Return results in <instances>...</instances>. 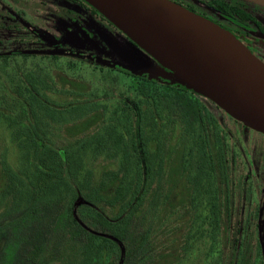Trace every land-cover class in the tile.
<instances>
[{
    "label": "rangeland",
    "instance_id": "1",
    "mask_svg": "<svg viewBox=\"0 0 264 264\" xmlns=\"http://www.w3.org/2000/svg\"><path fill=\"white\" fill-rule=\"evenodd\" d=\"M142 53L139 50L129 52L134 58L141 57ZM0 63L4 68L17 67L18 71L36 73L37 76L30 79L36 81L43 93V102L34 114L35 121L24 119L22 122L25 126L21 128L19 122L10 120L8 115L0 110L1 163L14 171L16 178L20 180L19 184L15 182L16 179L14 182H8L4 190L0 191V228L3 229L0 237H5V240L0 238V264L28 262L27 253L33 244L39 243L41 238L54 236L58 239L61 236L70 211L86 230L110 237L112 225L100 224L94 214L93 204L99 200L95 196L92 167L97 165L98 169L101 168V176L110 172L121 176L123 186L119 197L125 202L130 194L132 182L128 178L134 172V162L130 145L131 133L127 128L131 112L126 109L120 96H128L139 103L144 115L143 120L151 129L148 132L151 139L146 145L149 165L145 192L138 206L143 209L138 214V218L142 219L141 225L134 224L135 217L130 220V224L135 225L134 232L129 231L130 235L133 236L135 244L138 243V260L135 262L153 264L146 241L160 236V232L165 228L163 221L166 217L153 219L150 213L164 186L161 167L165 161V151L179 142L183 164L191 183L189 188L192 189L193 203L189 211L192 215L188 233L189 246L178 264H225L226 254L220 244L221 229L217 204L222 201L221 191L228 192L231 188L225 180L229 175L232 176L231 166H236L229 158L223 161L222 152L218 150L216 126L224 123L225 118H219L220 112L218 113L213 105L206 103L201 95L191 91L145 81L131 71L134 76L102 66L97 68L85 60L64 55L55 58L50 55L9 56L5 62L0 59ZM1 68L3 66H0ZM59 74L78 78L85 83L87 89L79 96L73 91L60 89L58 84L51 81L58 80ZM153 89L156 91H152ZM148 94L153 96L151 103L146 101ZM67 101L71 104L62 107ZM94 108L102 111L101 122L94 129L103 138L95 146L81 150L72 145L65 160L61 159L57 147L67 142L61 132L62 123ZM123 110L126 112H122ZM151 115L156 119L152 124ZM209 133L212 143L207 139ZM35 139L40 142L39 147ZM123 149H128V157H125ZM210 149L220 155L219 160H213ZM239 159L236 156L232 160L238 163ZM219 165H222L221 170L225 171L220 176L217 175ZM19 186L28 192L27 201L33 204L39 215L40 223L33 230L25 219L20 218L21 209L24 207L22 203L26 201V197L22 196L17 205L21 208L14 207L13 195L18 197V193L14 191ZM77 199L81 201L75 202ZM100 206L107 213H111L107 206ZM173 214L189 215L184 209ZM119 227L121 226L118 224ZM144 237L146 240H143ZM120 252L123 255L122 247ZM144 252L146 258L143 257Z\"/></svg>",
    "mask_w": 264,
    "mask_h": 264
},
{
    "label": "trees",
    "instance_id": "2",
    "mask_svg": "<svg viewBox=\"0 0 264 264\" xmlns=\"http://www.w3.org/2000/svg\"><path fill=\"white\" fill-rule=\"evenodd\" d=\"M236 10V8H232ZM232 33V32H231ZM57 55H52L55 58ZM5 62L6 57H1ZM4 68V65L0 63ZM1 68L0 75V110L5 115H8L10 120L19 122L20 128L25 126L22 122L24 119H31L35 121L36 111L42 100V91L36 84L32 77L37 76L33 71H18L19 68ZM48 68L51 70L50 66ZM31 73V74H30ZM125 74L135 75L124 72ZM43 75V74H42ZM44 76V75H43ZM139 79L163 84V86L176 87L187 90L179 82H166L148 78L143 75H136ZM44 77L49 78L47 75ZM43 77V78H44ZM58 80H51L53 83L58 84L60 89L75 92L76 96L82 95L85 91V83L81 82L78 78L66 74H59ZM152 91H156L153 89ZM151 91V92H152ZM193 93V90L189 89ZM45 94V93H44ZM198 94V93H196ZM159 95V94H158ZM200 95V94H198ZM41 96V97H40ZM44 96V95H43ZM146 96V95H145ZM206 103L213 104L209 99L202 96ZM121 101L125 104L126 109L131 112V120L127 128L130 131V145L133 151L132 159L134 162V172L129 176L132 185L130 187V194L125 202L119 197L120 190L123 186L121 176L116 173H109L108 175L101 176V168L98 169L95 165L92 167L93 186L95 196L99 202L93 204L95 207L94 214L96 219L102 225L110 226V237L104 234H95L86 230L81 225V222L73 216L70 211V217L66 220L61 236L55 239L54 236L41 238L37 244H33L28 253V262L22 264H138V243L134 242L133 236L130 235V230L134 232V226L141 225L142 219L138 218V214L143 209L139 208L142 201L143 193L145 192L146 174L149 165V153L146 150V145L150 141V128L143 120L144 115L139 103L128 96H120ZM153 96L148 94L146 101L151 103ZM71 103L69 101L62 104V107H68ZM61 105V103H60ZM152 109V108H151ZM117 108L114 109L116 111ZM126 112V111H122ZM116 113V112H115ZM102 111L98 108L90 109L84 114H79L75 119L62 123L61 132L66 137V143L57 147V153L61 159L65 160L69 149L73 146L81 150L88 146H95L103 136L94 129L98 123L101 122ZM150 123L156 119L153 115L150 116ZM218 122L217 120H215ZM147 126V131H146ZM145 127V128H144ZM154 126H152L153 129ZM216 140L218 150L222 152L224 161L225 153L223 148V140L220 136L221 126H216ZM126 128V126H125ZM110 132V131H108ZM209 143H212L211 133L207 135ZM36 145L39 147L40 142L35 139ZM181 143V142H180ZM211 150V149H210ZM213 160H219L220 155L216 151L211 150ZM125 157H128V149H123ZM168 157V158H167ZM181 145L179 142L175 143L174 147H170L165 151V161L162 165V172L164 175V183L153 203V211L150 213L152 218L159 217L160 219L166 217L164 222V229L160 232V236L152 241H146L149 246L150 258L153 264H178L181 258L184 257L185 252L189 246L188 233L192 224V215L189 212L193 203L192 189L189 188L190 180L188 172L183 164ZM217 173L218 176L222 175V165ZM17 174L11 169L3 166L0 159V191H3L8 182L19 184L20 180ZM14 193H18V197H14V207L17 206L22 200V196L26 197V201L22 203L23 209L20 218L25 219L30 229L38 226L39 215L37 209L32 203H29L28 192L23 187H16ZM107 206L111 212L107 213L102 206ZM21 208V207H19ZM185 210L189 215L173 214L178 210ZM86 210V209H85ZM135 221V225H131V218ZM41 219V218H40ZM143 223V222H142ZM220 223L227 224L226 220L220 216ZM118 224L119 227L118 228ZM130 224V225H129ZM131 226V227H130ZM141 227V226H140ZM3 231L0 228V233ZM138 233V232H137ZM5 240V237H0ZM233 233L222 229L220 231V244L225 251V264H232L235 245L233 243ZM54 239V241H53ZM146 240V237L143 238ZM120 247L123 248V255H121ZM147 253V256H149ZM146 258V253H142ZM142 257V258H143ZM137 258V259H135ZM121 260V261H120ZM19 262V259H18ZM17 262V263H18ZM18 263V264H20Z\"/></svg>",
    "mask_w": 264,
    "mask_h": 264
},
{
    "label": "flooded vegetation",
    "instance_id": "3",
    "mask_svg": "<svg viewBox=\"0 0 264 264\" xmlns=\"http://www.w3.org/2000/svg\"><path fill=\"white\" fill-rule=\"evenodd\" d=\"M171 1L229 30L264 62V0ZM118 51L136 52L138 44L87 0H0V57L64 55L131 73L115 62H125ZM212 103L225 118L224 161L236 166L225 180L229 193L219 192L217 212L227 221L220 231L233 233L232 264H264V133Z\"/></svg>",
    "mask_w": 264,
    "mask_h": 264
},
{
    "label": "water",
    "instance_id": "4",
    "mask_svg": "<svg viewBox=\"0 0 264 264\" xmlns=\"http://www.w3.org/2000/svg\"><path fill=\"white\" fill-rule=\"evenodd\" d=\"M87 1L143 52L134 58L118 51L125 62L117 64L148 78L179 82L264 133V62L229 30L171 0Z\"/></svg>",
    "mask_w": 264,
    "mask_h": 264
}]
</instances>
